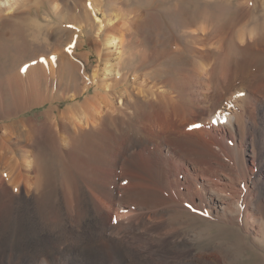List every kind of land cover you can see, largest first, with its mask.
I'll return each mask as SVG.
<instances>
[{
    "label": "bare ground",
    "instance_id": "6f19581e",
    "mask_svg": "<svg viewBox=\"0 0 264 264\" xmlns=\"http://www.w3.org/2000/svg\"><path fill=\"white\" fill-rule=\"evenodd\" d=\"M31 1L0 0V38L11 40L4 25L22 22ZM86 2L47 0L59 17L78 18L76 38L0 65V195L17 208L0 211V264H220L195 250L194 236L174 217L260 219L264 19L246 25L234 16L216 38L203 21L183 26L186 7L178 2L119 18ZM172 29L189 40L187 51L176 36L177 46L165 45ZM87 31L91 52L82 55ZM149 34L163 48L129 46L133 35ZM11 45L0 43L1 57L19 52ZM174 56V69L155 65ZM45 103L43 117L25 115ZM192 124L202 127L189 130ZM53 151L81 175L78 184L62 181L55 206L54 191H45Z\"/></svg>",
    "mask_w": 264,
    "mask_h": 264
},
{
    "label": "rangeland",
    "instance_id": "374dc122",
    "mask_svg": "<svg viewBox=\"0 0 264 264\" xmlns=\"http://www.w3.org/2000/svg\"><path fill=\"white\" fill-rule=\"evenodd\" d=\"M72 1V0H69ZM86 7H88L87 3L89 0H86ZM98 6L100 7V11L104 12V15H111L115 14L118 18L121 15H124L125 17H129L132 15V13L135 11V9L138 6L147 7V10L149 11H157L162 9L164 6L169 3H174L175 5L178 2V5L183 6L185 9L182 10L181 17L182 18V25L189 27H197L199 28L200 23L203 21L202 26L206 28V32L211 34V37L219 35L224 29L227 24L232 21L233 17H239L241 18L242 24H254L259 23L261 20L264 19V5L260 6V4H257V0H227L223 2H215L216 4L211 2H207L206 6V0L202 2L205 5L203 7L201 1L199 2L198 9L194 8V5L199 0H150L151 3L149 4L148 0H97ZM111 4V5H110ZM209 4V5H208ZM37 5H40L39 9H37ZM202 5V7H201ZM113 6V7H112ZM216 6V7H215ZM257 6L259 8H257ZM30 7V8H29ZM29 8L26 11V14L24 15V19L22 22L19 23H8L7 25H4V31L7 33V31L10 33L11 40H6V36H3L0 38V43L4 46H10L11 44L19 49V52L15 56H9L5 57L0 56V65L3 60H9V62L14 58H22L23 60L29 59L32 55H34L35 50L36 51H44L47 48H50L52 46H58L59 44H66L69 41H71L74 36L76 38V33H74V28L77 26V20L75 16L71 15L66 12V14L62 17H59L57 13L54 12V9L51 8V6L47 3V0H32L30 2V5L26 7V9ZM70 8V7H69ZM68 8V9H69ZM201 12H200V10ZM204 9L206 11H204ZM89 10V9H88ZM194 10V11H192ZM180 11V10H179ZM190 12V13H189ZM195 14L197 15H193ZM71 13V11H70ZM201 13V14H200ZM202 15V17L199 16ZM101 17V14H99ZM180 16V14H179ZM243 18H242V17ZM72 17V18H71ZM74 17V18H73ZM92 17V16H91ZM93 18V17H92ZM62 19V20H61ZM93 21L95 19H92ZM74 21V22H73ZM69 23V24H68ZM75 24V25H74ZM241 24V25H242ZM226 25V26H224ZM182 26V27H183ZM9 27V28H8ZM60 28V29H59ZM60 30V31H59ZM172 29V31L167 32L166 36H169L170 39H167L166 46L169 47V43L171 45L177 46L178 44L183 47L185 51L188 50L190 46L189 40H184L182 34L180 31ZM182 31V30H181ZM171 32V33H170ZM218 32V33H217ZM91 34V32L87 31V36ZM174 33V34H173ZM217 33V34H216ZM49 34V35H48ZM74 34V35H72ZM215 34V35H213ZM228 34H231V30L228 31ZM48 35V36H47ZM99 36L98 33L94 34V36ZM213 35V36H212ZM101 36V34H100ZM174 36H176L177 42L174 40ZM47 37L49 39H47ZM174 37V38H173ZM52 38V39H51ZM173 38V39H172ZM137 39V40H136ZM140 42H139V41ZM172 40V42H171ZM7 42V43H6ZM130 44L129 46L133 49L136 47L145 50V48H163L161 45L155 44L154 36L153 35H147L142 37H135L134 35L129 40ZM11 43V44H10ZM56 45H55V44ZM7 44V45H6ZM9 44V45H8ZM87 44V45H86ZM11 45V46H12ZM136 45V47H135ZM12 46V47H13ZM79 53L80 54H86L87 52H91V43L87 39L85 41L84 47H80ZM224 48L225 51L229 49V46L227 47V44L224 42ZM87 50V51H85ZM160 50V49H159ZM81 51V52H80ZM228 52V51H227ZM82 54V55H83ZM237 57V55H235ZM2 58V59H1ZM96 56L91 55L90 59L91 61L86 66H89L90 73L92 72V68L95 64L94 59ZM80 61L81 57L78 58ZM132 58L128 60L127 67H130L131 64H135L134 62H137L136 60ZM130 63V64H129ZM158 68H165L171 67L172 69L176 66V57H172L171 59L166 58L165 60H160L155 63ZM261 65L264 69V57L261 60ZM17 65L15 66V69H17ZM3 70V69H2ZM7 73V72H6ZM5 74V73H4ZM2 76V74H0ZM67 76L65 77L64 81H66ZM67 100H62L60 102V107L64 106L66 104ZM49 105V103H45L41 106H36L32 108L31 110L25 112V115H35L39 114V117H43V114L41 112ZM52 156L54 159L49 160L47 163L49 165V169L56 171L54 174L52 173L53 177H51V185L48 186V188L45 189V191H54V197L49 198L51 204L55 206V191H59L60 184L64 179L67 177L75 178L74 181H76V184L80 182L81 175L79 176V172H77L72 164L66 163L61 161L57 153L53 151ZM52 161L55 163L53 165ZM61 162V163H59ZM51 163V164H50ZM51 165V166H50ZM59 169H58V167ZM72 167L70 169V167ZM248 166H250V159L248 162ZM52 167L56 169H52ZM62 167V169H61ZM66 167V168H65ZM70 169V170H69ZM59 170V171H57ZM71 170H74L73 172H70ZM68 171V172H67ZM60 172V173H59ZM63 172V173H61ZM65 172V173H64ZM69 173V174H66ZM74 173V174H73ZM79 173V174H78ZM51 175V176H52ZM65 176V177H64ZM73 176V177H72ZM54 182V183H53ZM55 184V185H53ZM57 184V186H56ZM53 185V186H52ZM59 187V188H58ZM260 202L262 203V210L256 212L255 217L257 216L258 221L248 219L247 217H242L238 223L230 222L227 219L220 218L219 216H204L202 214H198L196 212H189L185 211V213H175L174 219L177 220L181 227V229L185 232H191V235L194 236L192 242L194 244L195 250L198 252L200 251H206L208 256L216 257L220 264H264V192H260ZM9 199L3 195H0V211L4 210H11L13 209L15 211L16 205L12 201H8ZM250 220V221H249ZM252 221V222H251ZM253 223V224H252ZM213 253V254H212ZM212 254V255H211ZM110 259V257L108 258Z\"/></svg>",
    "mask_w": 264,
    "mask_h": 264
},
{
    "label": "snow or ice",
    "instance_id": "6c2138e0",
    "mask_svg": "<svg viewBox=\"0 0 264 264\" xmlns=\"http://www.w3.org/2000/svg\"><path fill=\"white\" fill-rule=\"evenodd\" d=\"M75 47V43H72V44H69L68 45V48L65 49V51H68V52H71V50ZM54 59V58H53ZM240 95H243V93H240ZM213 125L217 124V123H220V124H226L227 121L224 120V121H216V120H213L212 121ZM202 127V125H199V124H192V125H189V130H193V129H197V128H200ZM125 183H127V181H125ZM185 207L190 209V210H193L195 211L193 208H192V205L191 204H185ZM204 216H207L208 213L207 212H204L203 213ZM113 223H116L115 221V218L113 219Z\"/></svg>",
    "mask_w": 264,
    "mask_h": 264
}]
</instances>
